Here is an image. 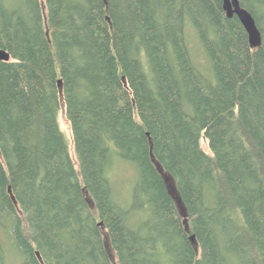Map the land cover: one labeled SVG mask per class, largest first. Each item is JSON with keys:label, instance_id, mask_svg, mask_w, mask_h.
Returning <instances> with one entry per match:
<instances>
[{"label": "trees", "instance_id": "1", "mask_svg": "<svg viewBox=\"0 0 264 264\" xmlns=\"http://www.w3.org/2000/svg\"><path fill=\"white\" fill-rule=\"evenodd\" d=\"M239 3L258 47L223 0H0V264H264V0Z\"/></svg>", "mask_w": 264, "mask_h": 264}, {"label": "rangeland", "instance_id": "2", "mask_svg": "<svg viewBox=\"0 0 264 264\" xmlns=\"http://www.w3.org/2000/svg\"><path fill=\"white\" fill-rule=\"evenodd\" d=\"M188 32L190 34H194L191 26H189L187 28V33ZM193 51H195L196 57H198V55H199L198 50L195 49ZM205 61H206L205 57L200 52V55L198 58V63L200 65H202V64H205ZM59 104H60V109H59V113H58L59 126H60L61 130L63 131V133L65 134V136L67 137L70 157H71L75 167L78 168V161H77L75 151H74V143H73L71 125H70V122L66 116V106H65V101L63 99L62 94H59ZM201 146L206 152H209L207 140L204 137L201 138ZM135 175H136V173H135L134 165H132L131 163H129L127 161L118 160V162L115 165L114 172L112 174L113 179H114L112 181L114 182V187L116 188V193L118 194V196H122V197L129 199V193L128 192L132 186L133 181L135 180ZM170 186L172 189V182L171 181H170ZM11 260H13L14 262H12ZM15 263L17 264L18 262L16 260V255L13 252L10 255V259L8 260V264H15Z\"/></svg>", "mask_w": 264, "mask_h": 264}, {"label": "water", "instance_id": "3", "mask_svg": "<svg viewBox=\"0 0 264 264\" xmlns=\"http://www.w3.org/2000/svg\"><path fill=\"white\" fill-rule=\"evenodd\" d=\"M223 10L228 17L236 15L247 32L249 43L252 47L261 45V34L258 30L252 15L243 7L239 0H223ZM0 60L9 61L10 55L5 50L0 49ZM193 239V237H191Z\"/></svg>", "mask_w": 264, "mask_h": 264}]
</instances>
